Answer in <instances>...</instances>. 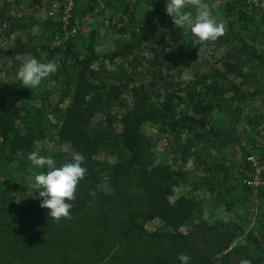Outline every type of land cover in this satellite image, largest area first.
I'll list each match as a JSON object with an SVG mask.
<instances>
[{"label": "trees", "instance_id": "1", "mask_svg": "<svg viewBox=\"0 0 264 264\" xmlns=\"http://www.w3.org/2000/svg\"><path fill=\"white\" fill-rule=\"evenodd\" d=\"M263 2L218 0L196 43L167 0H0V264H264ZM31 58L57 65L32 89ZM37 149L85 157L71 219L40 206Z\"/></svg>", "mask_w": 264, "mask_h": 264}, {"label": "clouds", "instance_id": "2", "mask_svg": "<svg viewBox=\"0 0 264 264\" xmlns=\"http://www.w3.org/2000/svg\"><path fill=\"white\" fill-rule=\"evenodd\" d=\"M165 7L176 27H191V32L198 38L196 43L215 41L225 34V24L215 22L210 7L202 0H167ZM190 8L196 10L195 16L188 10ZM37 30L38 26L33 28L34 33ZM56 71L55 63H41L31 58L19 68L18 79L22 80L25 87L32 89ZM28 159L36 168L49 169L46 173L41 171L35 174L34 186L42 198L40 206L49 209L50 217L57 222L61 218L71 219L70 210L73 205L68 201L76 199L77 186L87 172V168L82 166L85 163L84 155L73 153L71 162H66L61 167L55 166L56 162L51 156L40 155L38 149L30 153ZM178 259L182 264H188L190 257L181 253ZM239 264H252V261L241 257Z\"/></svg>", "mask_w": 264, "mask_h": 264}, {"label": "rangeland", "instance_id": "3", "mask_svg": "<svg viewBox=\"0 0 264 264\" xmlns=\"http://www.w3.org/2000/svg\"><path fill=\"white\" fill-rule=\"evenodd\" d=\"M202 2L207 4L210 7L213 19H215V20L218 19L219 18V3H218V0H202ZM263 4H264V2H263ZM188 10H191L193 12V16H195V11L196 10L194 8H190ZM111 38H112L111 34L101 33V37H100L101 44L100 45L103 46V45L107 44L110 41ZM158 155H160V152H159ZM251 159L254 160L253 157ZM258 178H259V176H257L255 179H258ZM200 200H201L202 206L205 205V207H207V205L210 204V199H208V198H202ZM155 226H156V228H160L161 227V225H155ZM162 229H166V227L162 228Z\"/></svg>", "mask_w": 264, "mask_h": 264}, {"label": "flooded vegetation", "instance_id": "4", "mask_svg": "<svg viewBox=\"0 0 264 264\" xmlns=\"http://www.w3.org/2000/svg\"><path fill=\"white\" fill-rule=\"evenodd\" d=\"M194 242H195L196 245L200 246L201 248H203V249L206 248V243L204 242V240H202V238L196 237L194 239ZM231 261H232L233 264L234 263L236 264L238 262V257L235 256V255H232L231 256Z\"/></svg>", "mask_w": 264, "mask_h": 264}, {"label": "built area", "instance_id": "5", "mask_svg": "<svg viewBox=\"0 0 264 264\" xmlns=\"http://www.w3.org/2000/svg\"><path fill=\"white\" fill-rule=\"evenodd\" d=\"M258 179H259V178H258ZM254 183H255V184H257L258 182H257V181H255Z\"/></svg>", "mask_w": 264, "mask_h": 264}]
</instances>
